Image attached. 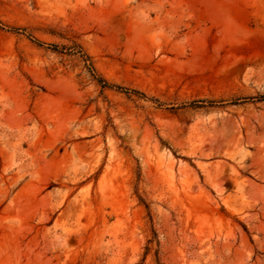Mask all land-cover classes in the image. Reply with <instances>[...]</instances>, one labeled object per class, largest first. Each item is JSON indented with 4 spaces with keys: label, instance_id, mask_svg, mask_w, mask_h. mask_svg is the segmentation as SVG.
Wrapping results in <instances>:
<instances>
[{
    "label": "rangeland",
    "instance_id": "374dc122",
    "mask_svg": "<svg viewBox=\"0 0 264 264\" xmlns=\"http://www.w3.org/2000/svg\"><path fill=\"white\" fill-rule=\"evenodd\" d=\"M0 264H264V0H0Z\"/></svg>",
    "mask_w": 264,
    "mask_h": 264
},
{
    "label": "trees",
    "instance_id": "16d2710c",
    "mask_svg": "<svg viewBox=\"0 0 264 264\" xmlns=\"http://www.w3.org/2000/svg\"><path fill=\"white\" fill-rule=\"evenodd\" d=\"M40 43V42H39ZM88 57V56H87ZM98 81L103 85V86H108V87H114L118 90H123L124 88L114 85V84H109L108 82H106L104 79L102 78H98ZM125 92L129 93L130 91H128L127 89L124 90Z\"/></svg>",
    "mask_w": 264,
    "mask_h": 264
}]
</instances>
